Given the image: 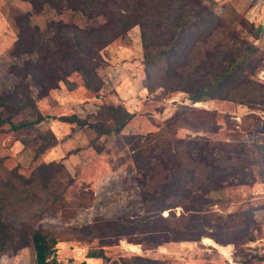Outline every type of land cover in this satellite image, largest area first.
I'll use <instances>...</instances> for the list:
<instances>
[{
	"label": "trees",
	"instance_id": "1",
	"mask_svg": "<svg viewBox=\"0 0 264 264\" xmlns=\"http://www.w3.org/2000/svg\"><path fill=\"white\" fill-rule=\"evenodd\" d=\"M23 1L32 11L15 17L18 38L11 55L32 56L33 60L14 69L15 91L0 97V127L10 126L21 135L25 147L33 144L39 154H45L58 145L51 131L39 128L50 117L37 113L31 116L36 115L33 120L15 122L26 110H36L32 85L41 90L38 99L73 76L87 89L100 91L101 52L118 39L130 44L129 32L136 26L141 30L143 87L150 95L158 91L163 97L186 94L173 114L153 122L154 130L146 135L123 134L137 113L121 106L107 107L108 124H88L75 116L58 118L96 131L105 143L116 138L118 148H126L141 202L140 213L99 218L74 229L76 234L102 239L108 246L126 240L143 251L208 238L221 247L233 245L235 254L245 259L243 264L264 261L257 256L247 259L242 252L256 239L254 207L226 212L234 187L251 186L258 180L264 183V143L212 139L226 117L220 119L217 111L196 106L220 100L264 109V83L257 79L264 71V55L255 45L263 38L259 23L250 24L237 13L229 18L227 6L214 0ZM52 10L57 14L70 11L84 23L52 19L44 29L31 26L33 15ZM183 131L188 134L182 136ZM105 146L95 149L103 152ZM19 170L6 168L0 159V257L16 255L32 243L37 264H50L57 237L33 226L54 213L74 179L62 162H42L29 176ZM88 257L110 264L103 250ZM133 261L162 264L141 256Z\"/></svg>",
	"mask_w": 264,
	"mask_h": 264
},
{
	"label": "rangeland",
	"instance_id": "2",
	"mask_svg": "<svg viewBox=\"0 0 264 264\" xmlns=\"http://www.w3.org/2000/svg\"><path fill=\"white\" fill-rule=\"evenodd\" d=\"M219 6L226 5L228 17L243 15L252 24H264V0H214ZM32 7L23 0H0V97L11 96L17 85L16 68H22L32 56L11 55L18 38L15 17L31 12ZM74 21L82 25L84 20L73 17L70 11L57 14L54 10L31 17V26L45 28L50 20ZM241 37L246 38L241 28ZM130 44L120 39L101 52L104 65L100 70L103 86L100 91L84 87L82 80L73 76L68 83H61L45 98L38 99L41 90L32 85L31 93L36 110H26L15 122L33 120L40 113L50 117L39 128L51 131L58 145L45 154H39L35 145L25 147L21 135L14 133L10 126L0 127V159L8 169L18 167L20 173L29 176L42 162H62L74 179V183L58 203L54 213L46 215L33 227L52 231L58 240L55 258L50 264H103L101 259H91L89 253L103 250L110 264H134L133 258L141 256L161 261L162 264H243L244 258L237 256L233 245L221 247L213 242L167 243L153 250L143 251L140 245L126 240L108 246L102 239H88L77 235L74 229L93 224L97 219H116L141 212L139 190L130 169V159L126 148L120 150L112 138L107 143L98 137L96 131L76 124L61 122L60 117L75 116L88 124L109 123L108 106H121L137 116L127 125L123 134L146 135L154 130V123L161 122L173 114L176 104L181 103L186 94L178 93L163 97L160 91L150 95L143 87V49L141 30L138 26L129 32ZM261 55H264V37L255 41ZM264 83V71L257 76ZM188 103V102H186ZM196 106L215 110L219 113L222 130L210 137L214 140H239L264 143V109H251L227 101H210ZM162 110V112H160ZM1 112V109H0ZM56 117V119H51ZM181 132L182 136L187 135ZM106 144L103 152L96 146ZM232 200L227 213L254 207L257 229L255 241L244 246L247 259L264 257V183L234 187L229 192ZM217 208V207H216ZM219 210V209H217ZM179 211V210H178ZM0 264H37L33 244L16 255L1 256ZM252 264H264L254 260Z\"/></svg>",
	"mask_w": 264,
	"mask_h": 264
},
{
	"label": "built area",
	"instance_id": "3",
	"mask_svg": "<svg viewBox=\"0 0 264 264\" xmlns=\"http://www.w3.org/2000/svg\"><path fill=\"white\" fill-rule=\"evenodd\" d=\"M259 26L262 30V36L264 37V24L260 22Z\"/></svg>",
	"mask_w": 264,
	"mask_h": 264
},
{
	"label": "bare ground",
	"instance_id": "4",
	"mask_svg": "<svg viewBox=\"0 0 264 264\" xmlns=\"http://www.w3.org/2000/svg\"><path fill=\"white\" fill-rule=\"evenodd\" d=\"M205 241H210L209 239H205Z\"/></svg>",
	"mask_w": 264,
	"mask_h": 264
}]
</instances>
